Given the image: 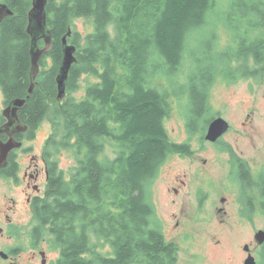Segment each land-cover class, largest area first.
<instances>
[{
  "label": "trees",
  "instance_id": "16d2710c",
  "mask_svg": "<svg viewBox=\"0 0 264 264\" xmlns=\"http://www.w3.org/2000/svg\"><path fill=\"white\" fill-rule=\"evenodd\" d=\"M3 1L14 13L0 24V91L5 106L27 99L19 115L28 128L23 139L33 141L44 122L51 126L43 152L50 165L49 187L45 198L34 204L31 235L46 238L51 250L59 252L51 264H176L178 249L166 242L156 225L150 188L165 161L173 154L190 155L191 145L173 142L165 121L174 99L201 93V63L213 68L211 77L206 70L202 75L203 112L208 115V91L219 76L229 81L259 79L264 65V0H48L53 43L40 61L42 70L31 95L27 27L32 0ZM219 14L222 22L217 26ZM75 19L88 20L92 31H74ZM221 27L229 38L223 49L217 46ZM205 31L210 38L203 41L201 56ZM69 32L68 42L78 49L77 63L66 84L67 96L59 101L61 40ZM182 69L184 84L177 87ZM83 76L96 81L77 99L72 93ZM197 103L189 104L193 118L201 115ZM4 124L1 115L0 127ZM190 126L188 121L193 135ZM108 140L115 147L114 158L105 156ZM222 150L243 165L233 171L244 188L245 163L230 146ZM64 152L76 159L68 174L60 168ZM14 170L11 165L1 175L13 177Z\"/></svg>",
  "mask_w": 264,
  "mask_h": 264
},
{
  "label": "rangeland",
  "instance_id": "374dc122",
  "mask_svg": "<svg viewBox=\"0 0 264 264\" xmlns=\"http://www.w3.org/2000/svg\"><path fill=\"white\" fill-rule=\"evenodd\" d=\"M1 1L2 0H0V2ZM221 5L223 6L222 1ZM224 10H226V8ZM221 22L222 15L219 14V19H217L215 23L219 26ZM72 29L82 35H87L92 31V26L86 19H75ZM201 38L200 51L202 56L204 50V44L202 43L210 38V32H203ZM217 42L218 48L222 49L225 48L229 42L228 34L222 27L220 28ZM50 65L51 61H49L48 67H50ZM184 65H189L187 59ZM204 70L209 74L208 76L206 73L207 77H211L213 73V68L206 69L204 63H201V93H187L185 94L186 96H184V94L181 96L182 99H174V108L171 116L165 121V128L170 139L179 144L190 142L192 152L194 153L189 156H179L178 154L170 156L165 161L164 166L159 171L158 176L153 181L150 188L153 202H155L156 212L159 213L161 224L167 237L176 234V232H173L175 230V220H172L171 211L180 205V200L183 198L184 193H192L191 189L198 187L199 168L201 169L202 186L210 188L207 190L205 201L203 204L201 203V235L196 234L197 240H201V245L198 246L193 242H181L179 244L180 253L178 264H216V255L219 254L218 245L216 244L218 240L225 242V238L222 236L225 232L232 238L233 235L236 234V231L240 229V234L242 233L240 235L242 239L240 243L244 244V239H246L245 236L247 235L246 231L248 232L246 227L240 226L238 229V227L236 228V226H233L232 229H228L227 231L225 229L230 224L235 225L233 211L235 207L234 198L236 197V190L240 185H234L233 179L230 183L227 180L226 176L228 171L223 168L222 162L229 156L220 149H222L224 145L231 146L243 161H246L250 157H257L258 160H261V156H264V65L259 79L237 78L233 81H229L219 76L210 91H208L210 106L209 115L203 112L205 94L203 92L202 75L204 76ZM185 72L186 69H182L179 75V81H177V83H179L177 87L184 84L183 78L186 76ZM95 81V78L83 76L80 80L79 89L73 92L72 95L77 99L84 97L86 86ZM194 100L198 101L197 105L199 104L201 106V115L193 118L189 111V104H192ZM4 109L5 100L0 91V116ZM219 117H222L230 124L229 131L221 140L220 149L218 146H215V143L208 142L203 137L204 130L209 120ZM188 121L191 124L190 129L195 132L193 135H191L187 129ZM50 133V124L44 122L37 130L35 139L25 143V147L27 148L33 146V151L31 152L32 156L40 158L44 152L46 141ZM200 136L201 141L199 138ZM108 141L109 144L106 146L105 156L114 158L115 147L111 145V140ZM15 152H18L17 155L19 158L23 159V163L27 161L28 152L20 150ZM200 160L201 165L199 163ZM59 162L60 168L64 170L66 174L76 165V159L71 152H64L59 157ZM203 178H212L215 179V181L202 180ZM222 179L225 184L229 183V185L219 186ZM181 181L187 183V189L181 191L177 203L172 204L174 193L173 190H171V192H169V190L173 187H178ZM22 188L23 186L17 187L6 178L0 176V228H4L5 216L9 215L15 217L19 225L23 226V234L27 235L28 230L30 231L32 227V224H29L32 213L25 214V209L22 205ZM227 189L228 191H226ZM12 198L17 202L16 206L12 204ZM222 198H230L231 203L225 205L224 202H221ZM218 209H225L224 211L228 210L230 215L228 217L223 216ZM26 222H28L27 225H24L23 223ZM257 224L260 227L262 225L259 221ZM194 227L199 228L195 225ZM193 228H189V231H193ZM181 231L180 234L183 233ZM18 234V238H20L21 235L20 233ZM236 237H238V235ZM237 239L240 238L238 237ZM10 243H12V241L9 239V235L5 234V232L4 235L0 233V250H2L1 248H3L4 245ZM45 248L49 251V260L54 261L57 259L59 256L58 251L51 250L48 244ZM104 251L107 252L108 248L105 247ZM31 256L32 254L29 253V249L26 250L23 254L21 263L41 264L40 256H38V261L36 262L29 261Z\"/></svg>",
  "mask_w": 264,
  "mask_h": 264
},
{
  "label": "flooded vegetation",
  "instance_id": "af4514ba",
  "mask_svg": "<svg viewBox=\"0 0 264 264\" xmlns=\"http://www.w3.org/2000/svg\"><path fill=\"white\" fill-rule=\"evenodd\" d=\"M1 2L4 3L3 0ZM41 70L42 68L40 66V72ZM25 134L18 135L16 139L22 137L21 141L23 142V147L19 150L29 153L27 155V161L23 163V159L19 158L17 155L18 152H12L8 158L7 166L4 169H7L13 165L15 168L14 173L16 175L13 177L1 175L3 170L1 169L0 176L2 178H6L17 187L23 186L21 189V194L23 195L22 205L25 209L26 215L32 213L29 221V224H32V227L30 231L28 230L27 235H24V230L22 228L23 226L19 225V222L15 220V217H11L9 215L5 216L4 228H0V233L4 235L5 232V234L9 235V239H11L12 243L8 245L6 244L3 246V248H1L0 264H22L21 260L23 258V254L28 249L29 253L32 254L31 258H29V261L36 262L38 261V256H40L41 264H51L53 260L48 259L50 254L47 248H45L47 244L49 246L48 240L46 238L35 239L31 235L35 225L33 207L35 202L42 201L46 196L50 181V165L43 154L40 156V158L32 156L31 152L33 151V146L29 148L25 147V143L30 142L27 139H23ZM199 138L201 141V136ZM221 140L222 139L215 143V146H218L219 149L221 147ZM220 150L224 151V153L226 152V154L229 156L222 162V165L224 166L223 168L228 171L226 176L227 180L230 183L233 179L234 185H240V187L236 190V197L234 198L235 207L233 211L235 216V225L230 224L225 229L227 231L228 229H232L233 226H236V228L238 227V229L240 226H244L248 229V232L246 231L247 235L245 236L246 239H244V244L240 243L242 240L240 237L242 234H240V229L236 231V234H234L232 238L229 237L225 232L222 235L225 238V242L218 240L216 244L218 245L219 249V254L216 255V264H246V261L250 257L254 258L255 264H264V156H261V160H258L257 157H250L246 161H243L245 163V170L242 171V173L245 174V187L243 188L241 185L242 181L239 179L240 176H238V173L233 171L236 166L239 168V166L243 167V165H238V162L235 161L236 158H234L229 151L222 149ZM232 150L237 155L233 148ZM193 153L194 152H192L191 149L190 155ZM178 155L181 156L183 154L179 153ZM237 157L239 160H242L238 155ZM199 163L201 165V160ZM198 178V187L192 188V193H184L183 198L180 200V205L171 211L172 220H175V230L173 231L176 232L175 235L167 237V235L164 233L159 213H155L156 225L161 228L166 242L168 244L171 243L175 245L178 249V259L176 264L179 263V244L181 242H193L198 246L201 245V240H197L196 234L201 235V205L207 197V190L210 188L202 186L200 168ZM202 180L215 181V179L212 178H203ZM229 183L225 184L222 179L219 186H228ZM186 184L187 183L185 181H181L178 187H173L169 190V192L173 190L174 193V198L171 202L172 204H176L178 197L181 195V191L187 189ZM226 191H228V189ZM223 200L225 205L231 203L230 198H222L221 202H223ZM11 201L14 206L17 205V202L13 198ZM153 203L155 205V202ZM224 210L225 209H218V211L222 213L223 216L228 217L230 212L228 210ZM258 221L262 224L261 227L257 224ZM27 223L28 222L23 224L27 225ZM194 225L199 228L194 227ZM189 228H193V231H189ZM180 231L183 233L180 234ZM18 233L21 235L20 238H18ZM259 234H261L260 238ZM237 235L240 239H237Z\"/></svg>",
  "mask_w": 264,
  "mask_h": 264
},
{
  "label": "water",
  "instance_id": "95a60500",
  "mask_svg": "<svg viewBox=\"0 0 264 264\" xmlns=\"http://www.w3.org/2000/svg\"><path fill=\"white\" fill-rule=\"evenodd\" d=\"M48 0H32V8L28 14L27 33L31 38V87L29 94L31 95L35 89V80L40 72V61L49 52L53 43L52 32L48 28L47 15ZM14 13L9 7L0 2V24ZM71 32L62 41V63L56 78L58 87V100L63 101L67 96V81L70 71L74 64L77 63V47L68 42ZM43 42V47L39 44ZM27 108V99H16L5 106L2 116L5 124L0 127V170L6 168L10 154L23 147V142L16 139L18 135L28 132L19 118L22 111ZM230 124L222 117L215 118L211 121L207 128L204 139L211 143H216L229 131ZM6 136V140L1 137ZM224 202V200H223ZM262 233V232H261ZM261 234H259V238ZM246 264H255L254 258L250 257Z\"/></svg>",
  "mask_w": 264,
  "mask_h": 264
}]
</instances>
